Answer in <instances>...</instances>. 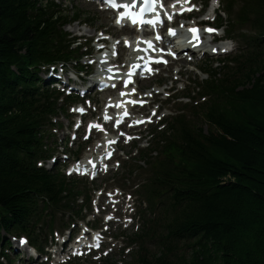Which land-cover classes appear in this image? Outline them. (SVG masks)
<instances>
[{
	"label": "trees",
	"instance_id": "1",
	"mask_svg": "<svg viewBox=\"0 0 264 264\" xmlns=\"http://www.w3.org/2000/svg\"><path fill=\"white\" fill-rule=\"evenodd\" d=\"M249 2L247 8L255 11L264 6V0ZM36 8L29 0H0V209L13 212L15 220L30 203L28 191L40 183L15 174L18 151L30 149L31 127L39 113L28 104H17L12 94L22 79L14 76L6 83L4 74L22 50L34 62L46 57L41 42L56 19L46 20L47 27L42 28ZM260 52L252 54L251 73L228 85L233 98L219 97L208 104L202 115L211 123L208 131L203 125L195 129L205 142L181 153L176 165L180 171L170 175L178 195L188 190L179 196L184 211L178 222L175 215L170 224L193 229L197 235L196 251L186 257L189 264H264V55L258 59ZM56 57L52 53L50 61ZM140 256L138 262L146 257ZM146 263L167 264L161 257Z\"/></svg>",
	"mask_w": 264,
	"mask_h": 264
},
{
	"label": "bare ground",
	"instance_id": "2",
	"mask_svg": "<svg viewBox=\"0 0 264 264\" xmlns=\"http://www.w3.org/2000/svg\"><path fill=\"white\" fill-rule=\"evenodd\" d=\"M225 1H228V0H225ZM103 3L106 5V6H109V4L107 3V1H103ZM215 5H217V4H215ZM15 7H16V5H15ZM18 7V6H17ZM246 35H249L248 33H246ZM261 37L260 36H258V37H256L255 38V40L253 41V42H250L249 41V44H250V46L251 47H256L257 45H258V42H261ZM255 54L257 53V52H254ZM263 55H264V50L260 53V55H258V58H260L261 60H262V57H263ZM232 57V59L234 58V60H235V62L237 63V64H244L245 62H244V60L242 59V58H240L241 60H237V58L236 57H238V54L237 55H234V56H231ZM3 70V69H2ZM3 72H4V70H3ZM6 73H8V72H6ZM5 73V74H6ZM4 74V82H6V83H9V78L7 77V75H5ZM20 78L21 79H23V77L22 76H20ZM44 82V81H43ZM43 82H42V85L40 84V88L41 87H43L44 86V84H43ZM25 85H27L25 82H23ZM45 83V82H44ZM2 85H4V84H2ZM46 86V85H45ZM44 86V87H45ZM98 87V86H97ZM12 88V86H9V90ZM96 88V87H95ZM98 88H101V87H98ZM20 89L21 88H17L16 89V91H18V92H20ZM92 89H90V90H88L87 92H86V95L85 96H89L91 93H92V91H91ZM98 90H95V92H97ZM237 92H238V90H237ZM15 93V92H14ZM14 93L12 94V97H14ZM21 97L22 98H24V96H23V94L21 95ZM39 98H41V96H38ZM24 103L25 104H28L30 107H34L35 109L37 108V106H36V102L35 101H27L25 98H24ZM3 212H7V210L6 211H2L1 213H3ZM2 221V219L0 220V222ZM12 228H15L14 226H11ZM9 233V232H8ZM10 234H13V235H18V232H17V230L16 229H13V230H10ZM139 237V236H138ZM168 239V242L171 244V246L173 247V248H175V254H176V256L175 255H173L172 257H170L169 258V263L170 264H189V261H188V258H186L187 256H191L195 251H196V243L194 242L193 243V245H192V247H190V248H188V247H183V245H180L179 243H181V242H179V241H177V240H175L173 237H171V238H167ZM182 240H190V236H188V235H185L184 237H182L181 238ZM3 242H4V244L5 245H7V243H8V240L7 239H4L3 240ZM135 245H136V241H131L130 242V247L129 248H127V249H123V250H127V252H130V253H134V252H137V251H139L138 249H136V247H135ZM118 250H114V251H112V252H110V254H116V253H118L117 252ZM160 253V252H159ZM153 257H158L157 256V254L156 253H154V251H151V253H150ZM140 255L139 254H137L136 255V259H140ZM57 258H59V256L58 255H55L54 257H53V259H57ZM84 258V256L83 255H79V263H80V261H82V259ZM52 259V260H53ZM81 264H88V262H84V263H81Z\"/></svg>",
	"mask_w": 264,
	"mask_h": 264
},
{
	"label": "snow or ice",
	"instance_id": "3",
	"mask_svg": "<svg viewBox=\"0 0 264 264\" xmlns=\"http://www.w3.org/2000/svg\"><path fill=\"white\" fill-rule=\"evenodd\" d=\"M160 2V0H143L142 3L139 4V12L134 11L133 9H135V7L137 6V0H130V2H125L123 4H117L116 0H107V3L112 6V7H122L125 9V11H122L120 13V18L118 19L117 22H120V19L123 18H130L132 20V23H150V24H155L157 22H160V17L157 16L155 18V20H148L145 21L143 19V13L145 11L147 12H154L155 11V6ZM163 5L161 4V7ZM190 10V9H189ZM169 19H171V16H169ZM190 31L192 32H196V29H190ZM208 31H215L214 29H208ZM170 33L174 34V30L170 29L169 30ZM159 38V37H157ZM150 43V42H149ZM125 83L127 84L128 81H125ZM133 91H135V89H133ZM122 95L124 93H121ZM80 111H83V109H80ZM147 119H151V117H148ZM23 242V241H22Z\"/></svg>",
	"mask_w": 264,
	"mask_h": 264
},
{
	"label": "rangeland",
	"instance_id": "4",
	"mask_svg": "<svg viewBox=\"0 0 264 264\" xmlns=\"http://www.w3.org/2000/svg\"><path fill=\"white\" fill-rule=\"evenodd\" d=\"M64 9H66L68 11L66 14H70L71 15L73 13V11H82L83 14L85 15V17L90 18V20L93 21V18H96V11L94 9H91L88 5H85L83 3H80V5H77V4H68V5H66L64 7ZM93 23L96 25V22L95 21H93ZM117 257L118 258L119 257H122L123 258L125 256L124 255H122V256L118 255ZM120 263H121V261L119 262V264Z\"/></svg>",
	"mask_w": 264,
	"mask_h": 264
}]
</instances>
